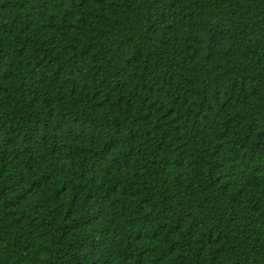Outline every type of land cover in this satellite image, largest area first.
Returning <instances> with one entry per match:
<instances>
[{
    "label": "trees",
    "instance_id": "16d2710c",
    "mask_svg": "<svg viewBox=\"0 0 264 264\" xmlns=\"http://www.w3.org/2000/svg\"><path fill=\"white\" fill-rule=\"evenodd\" d=\"M0 264H264V0H0Z\"/></svg>",
    "mask_w": 264,
    "mask_h": 264
}]
</instances>
